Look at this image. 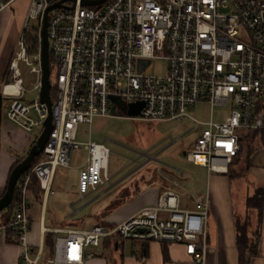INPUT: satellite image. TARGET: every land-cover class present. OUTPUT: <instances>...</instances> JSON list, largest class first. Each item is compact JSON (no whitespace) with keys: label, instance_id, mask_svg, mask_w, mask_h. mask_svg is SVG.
<instances>
[{"label":"built area","instance_id":"2783aa9c","mask_svg":"<svg viewBox=\"0 0 264 264\" xmlns=\"http://www.w3.org/2000/svg\"><path fill=\"white\" fill-rule=\"evenodd\" d=\"M16 1L0 0V13ZM85 1L97 0H32L27 11L3 87L10 100L7 117L28 133L40 135L44 128L49 109L41 100V30L47 9L55 6L47 23L50 69L56 72L55 85L51 82L53 129L42 158L18 180L14 214L0 224V240L15 231L23 249L21 264H40L47 231L54 233L48 264H86L95 255L91 249L106 238L181 243L194 264H206L208 196L198 197L193 209H183L175 192L164 191L152 217L136 215L89 229L43 228L35 251L29 242L31 184L37 179L48 197L58 167L70 165L73 152L82 146L87 157L79 173L80 194L111 180L110 148L94 140L78 141V131L81 123L115 115L120 106L113 97L144 101L133 118L147 122L193 118L189 107L210 103L211 120L203 122L206 128L185 154L194 164L228 173L242 138L264 129V0ZM36 29L39 50L30 54L26 35ZM158 59L166 62V73H148ZM21 62L35 75L31 90L38 95L31 102L25 101ZM9 85L18 90L7 91ZM216 105L231 107L222 121L214 119ZM159 211L166 217H159Z\"/></svg>","mask_w":264,"mask_h":264},{"label":"crops","instance_id":"0c3cea01","mask_svg":"<svg viewBox=\"0 0 264 264\" xmlns=\"http://www.w3.org/2000/svg\"><path fill=\"white\" fill-rule=\"evenodd\" d=\"M21 1L17 0L11 8L0 13V197L6 191L13 168L28 155L34 141L38 138L34 136V133H28L8 119L7 109L10 100L3 94L6 72L14 56L15 45L24 27L28 11L21 12L18 7ZM17 9L21 13H16ZM9 24H13L12 34L5 37L9 32ZM5 40L6 43L3 44ZM245 156L249 157L245 163L246 169L255 174L252 178L255 183L253 193L249 194L252 196L257 188L264 187V133L262 131L252 132L250 141L245 142L244 149L232 163L241 161ZM232 163L228 173H220L228 175L216 177L215 184L212 182V171L207 166L193 163L200 176H196L195 179H200L202 185L192 189L189 188L188 184L182 185L175 167L160 164L156 167V171L160 175V182H149L143 190L109 212L103 218L102 223L106 226H113L136 215L154 216L160 196L164 191L175 192L179 197V205L183 209H193L195 207L194 202L198 197L210 196L212 203L208 216L206 264H240L237 246V218L241 220L249 218L250 237L254 238L258 232L260 233L259 253L251 258L250 264H264V212L260 216L257 209L245 207V203L242 207L236 204L232 181V176L236 173L232 169ZM145 167L147 168L148 165ZM181 175L187 177L188 180L190 178V174L187 175L185 171H181ZM191 179L194 180L192 177ZM176 188H180V191ZM49 195L42 202L39 219H34V215L38 214V211L33 207L30 212L29 242L35 251L39 246L42 229L58 227L46 224ZM158 215L163 218L166 217L167 213L159 211ZM92 250L95 255L87 259L86 264H194L192 258L186 253L185 245L181 243L106 238L100 247ZM22 252L23 249L17 242L6 239L0 240V264H21ZM51 255V250L44 249L40 264H48Z\"/></svg>","mask_w":264,"mask_h":264},{"label":"rangeland","instance_id":"374dc122","mask_svg":"<svg viewBox=\"0 0 264 264\" xmlns=\"http://www.w3.org/2000/svg\"><path fill=\"white\" fill-rule=\"evenodd\" d=\"M32 0H22L18 6L21 12L28 10ZM17 9L16 13L20 10ZM36 26L37 21H31ZM9 32L5 37L12 34L13 24L8 25ZM23 33V29L21 34ZM20 34V36H21ZM19 36V37H20ZM7 40V39H6ZM6 40L3 44L6 43ZM17 49V43L15 50ZM15 53V52H14ZM24 87L27 89L26 101H33L38 91H32L35 75L31 67L24 62L20 63ZM167 70L166 62L158 59L149 67L148 73L164 75ZM9 68L6 72V78ZM56 72L52 69L50 80L55 85ZM264 106V104L262 105ZM228 105H216L214 107V119L222 121L230 110ZM264 109V107H263ZM212 107L208 102H199L196 106L189 107V114L195 118L187 117L183 120H159L147 122L130 117L122 108H118L115 115L108 117H96L93 123H81L78 131V141L86 143L89 140L105 143L111 150L110 155V178L111 180L102 185L97 191H90L81 195L78 188L79 173L81 166L86 160L87 151L82 146L72 154V161L68 166H59L54 176L52 192L47 203L46 224L63 228L85 229L95 225H104L103 218L116 206L122 204L137 192L143 190L149 182H160V175L156 167L167 164L177 169L178 177L182 185L188 184L189 188H199L202 185L199 171L187 160L185 152L191 150L192 144L203 132L206 125L203 122L211 120ZM36 138L38 133H34ZM249 157L245 156L241 161L232 163V169L237 174L232 176L234 185V197L238 206L245 203L253 193V172L246 169ZM143 164L148 165L146 168ZM185 171L187 177L181 175ZM213 184L216 177H225L228 174L211 172ZM192 178L194 180L192 181ZM190 183V184H189ZM39 188L37 186V189ZM35 190V191H36ZM107 190L105 193L103 191ZM180 191V188H176ZM34 191V188H33ZM40 194V192H39ZM245 194V195H244ZM41 198L33 197V209L38 211L34 219H39V213L44 201V192ZM210 207H211V198ZM240 207V208H241ZM240 208L239 211H240ZM252 209V208H250ZM238 211V210H237ZM93 252V250L91 249Z\"/></svg>","mask_w":264,"mask_h":264},{"label":"water","instance_id":"95a60500","mask_svg":"<svg viewBox=\"0 0 264 264\" xmlns=\"http://www.w3.org/2000/svg\"><path fill=\"white\" fill-rule=\"evenodd\" d=\"M104 0H97V1H85L84 3H94L98 4L100 2H103ZM55 8V6H51L47 9L45 16H44V24L41 30V50H42V67H43V77H42V91H41V100L46 102L48 104L49 109V115L47 119L44 122V128L38 138L36 139V142L31 147L28 155L20 161L12 170L9 181L7 184L6 191L4 194L0 197V212L3 210L9 208L11 204L13 203L15 189L18 183V180L24 174L26 171H28L32 165L34 164V161L37 157H39L46 146V143L49 139L50 133L53 129V118H52V104L53 100L51 97V80H50V61H49V41H48V34H47V23H48V13L50 10ZM141 68H144L142 66ZM113 101L118 102L120 108H122L130 117L138 116L140 115L142 109L144 108V101H137V102H131L126 103L125 101H119L117 97L112 98ZM114 109H112V114H114Z\"/></svg>","mask_w":264,"mask_h":264},{"label":"trees","instance_id":"16d2710c","mask_svg":"<svg viewBox=\"0 0 264 264\" xmlns=\"http://www.w3.org/2000/svg\"><path fill=\"white\" fill-rule=\"evenodd\" d=\"M26 42H27L28 50H29L30 54H35L38 52V50H39V32L37 29L26 35ZM54 93H55L54 91L51 92L53 98L55 95ZM257 131H259V130H257ZM260 131H262L264 133V129H261ZM251 136H252V132L247 134L246 136H244L242 138L241 151L245 147V142L250 141ZM35 142H36V140L34 141V143ZM0 147H1V144H0ZM249 150H251V149H249ZM42 156H43V153L35 159L34 164L36 162H38L42 158ZM37 186L39 188V191L36 190ZM33 188H34V191H33ZM31 190H32V193L34 194L36 199L41 198L40 195H41L42 190L39 186V181L37 179H33L32 184H31ZM39 192H40V194H39ZM15 201H16V193L14 194V199H13V203L11 204V206L9 208L3 210L2 212H0V224L11 220V218L13 217L14 210H15ZM247 206H248V208L257 209L260 213V216L262 215V213L264 212V187L257 188L255 190L254 194L247 198ZM236 228H237V246H238V251H239L240 264H250L251 258L255 257L259 253L260 233L258 232L254 238L250 237V235H249V228H250L249 218H246L245 220H241L240 218H237ZM6 240H9V241L13 240V241L17 242L16 238H15V231H12V230L7 231ZM53 245H54V233L47 231L45 233L44 249L51 250V252L53 254Z\"/></svg>","mask_w":264,"mask_h":264},{"label":"bare ground","instance_id":"6f19581e","mask_svg":"<svg viewBox=\"0 0 264 264\" xmlns=\"http://www.w3.org/2000/svg\"><path fill=\"white\" fill-rule=\"evenodd\" d=\"M18 90V85H9L7 87V91H10V92H16Z\"/></svg>","mask_w":264,"mask_h":264}]
</instances>
